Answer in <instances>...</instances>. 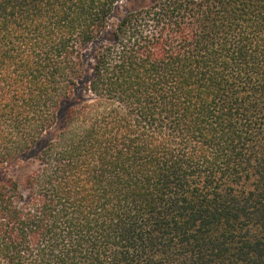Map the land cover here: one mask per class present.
<instances>
[{"label":"trees","instance_id":"1","mask_svg":"<svg viewBox=\"0 0 264 264\" xmlns=\"http://www.w3.org/2000/svg\"><path fill=\"white\" fill-rule=\"evenodd\" d=\"M0 264H264V0H0Z\"/></svg>","mask_w":264,"mask_h":264},{"label":"rangeland","instance_id":"2","mask_svg":"<svg viewBox=\"0 0 264 264\" xmlns=\"http://www.w3.org/2000/svg\"><path fill=\"white\" fill-rule=\"evenodd\" d=\"M124 4H125V3H124ZM124 9H125V6L123 5V7L120 8V13L123 14V13H124ZM91 52H92V48L89 47V49H88V51H87L88 56H90Z\"/></svg>","mask_w":264,"mask_h":264}]
</instances>
